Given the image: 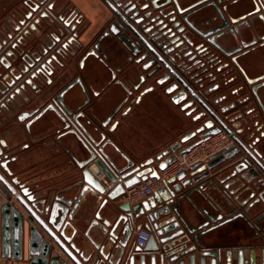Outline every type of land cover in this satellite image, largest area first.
<instances>
[{
    "label": "water",
    "instance_id": "obj_1",
    "mask_svg": "<svg viewBox=\"0 0 264 264\" xmlns=\"http://www.w3.org/2000/svg\"><path fill=\"white\" fill-rule=\"evenodd\" d=\"M226 1L230 3L223 5ZM147 2L156 10L172 4L176 16L165 15L160 20L148 12L141 15L147 8L141 4ZM188 2H106L122 25L112 22L103 34L116 37L119 43L111 49L112 93L109 98L100 95L106 83L95 81L99 87L90 89L93 98L100 96L95 101V115L88 114L92 109H85L81 115L80 131L88 158L80 166L83 188L79 199L70 211L69 202L54 203L44 211L43 219L24 200L25 190L17 193L2 180L9 198L22 205L17 207L11 200L1 205L4 256L10 251L11 259L20 262L26 255L28 264H264V156L260 146L264 140V0H215L208 4L212 11L194 15L192 20L191 14H185L190 6H182ZM252 5L254 16L236 26L231 12ZM192 36L199 39L197 43ZM248 38L252 41L244 43ZM237 41L241 46L233 48ZM97 52L101 55L99 48ZM252 52L259 60L247 59ZM244 57L250 64L240 61ZM227 68L236 71L240 86L228 87L233 79L226 82L224 77L230 71L221 74ZM218 79L223 80L224 87L220 95V84L207 87L208 82ZM83 94L86 107L89 95L85 90ZM228 100L232 102L222 107ZM155 103L176 113L175 124L183 129L202 126L183 137L181 133H166L162 138L153 137L149 145H141L134 137V125L142 118V105ZM116 104L117 108L110 110ZM88 116L94 118L95 126ZM221 131L234 140L230 150L206 165L191 167L189 174L184 170L171 177L147 200L119 202L130 187L158 178L189 149L187 143L196 134L202 133L203 139ZM206 184L213 189L221 187L224 208L190 211L191 198L201 194ZM85 193L92 195L87 204L92 199L99 204L91 227L99 231L102 244L85 234L98 253L95 258L72 242L75 230L70 220ZM103 208L108 209L111 222L101 217ZM259 212L261 215L254 219ZM141 218L147 221L151 236L144 248L129 246L132 224ZM237 219L252 221V235L248 241L228 246L216 230ZM67 229H71L70 236L65 233Z\"/></svg>",
    "mask_w": 264,
    "mask_h": 264
},
{
    "label": "flooded vegetation",
    "instance_id": "obj_2",
    "mask_svg": "<svg viewBox=\"0 0 264 264\" xmlns=\"http://www.w3.org/2000/svg\"><path fill=\"white\" fill-rule=\"evenodd\" d=\"M109 1L111 2V0H81V2L12 0L8 4L5 3L6 0H0V5L3 4V9L0 11V141L3 142L0 143V188L6 190V185L2 181L4 180L17 193L25 190L24 200L37 209L43 219L46 218L44 211L51 208L54 203L48 202L41 196L31 182L21 181L11 169V165L24 156L34 153L36 157L47 161L50 145L55 147L56 156L64 154L79 168L87 160L88 154L84 152L85 139L80 131L83 123L81 115L85 109H92L88 114L95 115V101H98L100 97L98 95L93 98L90 94L94 92L90 89H93L92 84L95 81L103 80L102 83H106L100 95L112 93L110 82L114 56L111 49L119 43L116 37H103V34L112 22L122 25L110 10ZM213 1L215 0L207 2L189 0L187 5L182 4V6H190L185 14H191L189 18L192 20L194 15L200 17L212 11L208 4ZM228 3L230 1L222 4ZM145 5L147 8L141 12V15L148 12L152 16H158L160 20L165 15L176 16L172 4L167 9L159 10L154 9L150 2L141 4V6ZM230 16L237 20L236 26H238L254 16V6L243 10L235 9ZM230 26L233 28V25ZM192 37L197 43L199 39ZM251 41L252 38H248L244 43L248 44ZM203 44L208 45L207 42ZM233 46V48H239L240 41ZM98 48L101 50V55L97 52ZM250 48L252 47L248 49ZM190 49L189 47L188 50ZM240 52L232 57L238 56ZM243 59L248 64L254 59L259 60L253 52L247 57L249 61L245 57L240 61ZM230 69L222 70L221 74L229 72ZM224 78L226 82L233 79L227 84L230 89L242 84L235 70L230 71ZM222 81L218 79L208 82L207 87L220 84L222 87L218 92L220 95L224 88ZM83 90L89 95L86 107H83L86 100ZM231 102L232 100H228L221 106H227ZM250 102L254 104V100L251 99ZM118 104L114 105L112 110L117 108ZM157 104L159 103L153 105ZM142 106L144 110L145 105ZM89 120L91 126H95L94 118L89 117ZM201 126L202 123L190 125L187 127L186 135L194 133ZM201 134H196L194 138L202 139ZM68 137H70V144L66 143ZM80 171H82L81 168ZM215 173L216 171L211 175L214 176ZM80 181L82 183L81 172ZM30 198L31 200H28ZM10 200L17 207L22 206L14 199L7 198L6 201ZM76 201H64L70 203L69 211ZM260 215L261 212L257 213L254 219ZM146 224L147 221L143 218L135 221L130 230V237L142 228L146 229L151 236V230L146 227Z\"/></svg>",
    "mask_w": 264,
    "mask_h": 264
},
{
    "label": "crops",
    "instance_id": "obj_3",
    "mask_svg": "<svg viewBox=\"0 0 264 264\" xmlns=\"http://www.w3.org/2000/svg\"><path fill=\"white\" fill-rule=\"evenodd\" d=\"M11 1L12 0H6L5 3L10 4ZM73 1L81 2V0ZM2 6L3 4L1 3L0 11L3 9ZM92 85H94V89L99 87L96 82H94ZM109 95L110 94L106 95V98H109ZM112 107H114V105L110 106V110H112ZM140 113L142 118H140L139 123L134 125L136 130L134 131V137L137 138L141 145H149L148 143L150 141H154L153 137L162 138L166 133L171 135L181 133L180 137L188 134V130L183 129L182 125L175 124L178 121L176 119V113H171L162 104L153 105L151 107L144 106V111ZM99 116L100 118L104 117L102 114ZM105 116H107V112ZM69 138L70 137L66 139V143L68 144H70ZM198 140L200 139L193 138L187 143V145H191ZM260 146L262 147V155L264 156V140L261 142ZM54 150L55 147L50 145L47 161L42 160L40 157H36L34 153L32 155H26L24 158L18 160L16 163L11 165V169L16 175H18L21 181L25 183L31 182L34 185V188L40 192L41 196L46 198L48 202H52V204L61 203L68 200H78L82 188V183L80 181V168L76 163L71 162V160L64 154L62 156H56ZM217 169L218 168L211 171L210 174H212ZM190 172V170H187L188 174ZM215 184L216 183L213 182V185ZM213 185L206 186V189L201 194L195 193L193 195L191 201L189 202V207L191 208L190 211L194 212L207 210L209 212H215L214 208H224L225 200L222 197V194L224 193H222L220 186H217L216 189H213ZM109 186L110 185H107V187ZM2 189L3 188H0V264H28L26 255L20 262L11 259L10 251L7 253V256H4V250L2 246L1 205L6 202L9 196L7 190ZM91 196L92 195L89 193L84 194L74 212L73 219L70 223L71 227L75 230V235L72 242L83 248V252L86 255H90L91 257L95 258L98 256V253L88 242L85 234L88 233L89 238L96 244H102L103 238L100 237V233L97 228L91 227L99 206V204H97V202L93 199V202L91 200V203L87 204V201ZM120 200L121 201L119 202H123L122 198ZM106 208L101 210L100 215L102 218L111 222L113 219L109 218L110 216L108 209ZM249 225L250 224L248 221L246 222L242 219H237L218 228L216 233L221 237L222 241L226 245L235 246L238 243L249 240L252 235ZM65 233L67 236H70L71 229H67ZM134 239L135 234H132L128 240L129 246L136 247ZM26 244L27 236L25 235V246ZM106 250H108V248Z\"/></svg>",
    "mask_w": 264,
    "mask_h": 264
},
{
    "label": "built area",
    "instance_id": "obj_4",
    "mask_svg": "<svg viewBox=\"0 0 264 264\" xmlns=\"http://www.w3.org/2000/svg\"><path fill=\"white\" fill-rule=\"evenodd\" d=\"M234 146V140L231 135L221 131L218 134L200 139L189 146L180 158L167 166L160 173L158 178L147 179L140 182L129 189L121 197L123 202L136 204L151 197L155 192L165 187L168 179L180 173L187 171L195 165H204L208 161H212L218 156L225 153ZM149 232L142 228L135 232V245L144 248L149 240Z\"/></svg>",
    "mask_w": 264,
    "mask_h": 264
},
{
    "label": "rangeland",
    "instance_id": "obj_5",
    "mask_svg": "<svg viewBox=\"0 0 264 264\" xmlns=\"http://www.w3.org/2000/svg\"><path fill=\"white\" fill-rule=\"evenodd\" d=\"M210 161H208L207 163H209ZM207 163H205V165L207 164Z\"/></svg>",
    "mask_w": 264,
    "mask_h": 264
},
{
    "label": "snow or ice",
    "instance_id": "obj_6",
    "mask_svg": "<svg viewBox=\"0 0 264 264\" xmlns=\"http://www.w3.org/2000/svg\"><path fill=\"white\" fill-rule=\"evenodd\" d=\"M0 143H3L2 141H0Z\"/></svg>",
    "mask_w": 264,
    "mask_h": 264
},
{
    "label": "bare ground",
    "instance_id": "obj_7",
    "mask_svg": "<svg viewBox=\"0 0 264 264\" xmlns=\"http://www.w3.org/2000/svg\"><path fill=\"white\" fill-rule=\"evenodd\" d=\"M240 14V13H239Z\"/></svg>",
    "mask_w": 264,
    "mask_h": 264
}]
</instances>
